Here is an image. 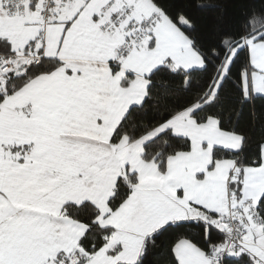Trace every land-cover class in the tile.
Here are the masks:
<instances>
[{
    "label": "snow or ice",
    "instance_id": "snow-or-ice-1",
    "mask_svg": "<svg viewBox=\"0 0 264 264\" xmlns=\"http://www.w3.org/2000/svg\"><path fill=\"white\" fill-rule=\"evenodd\" d=\"M0 264H264V0H0Z\"/></svg>",
    "mask_w": 264,
    "mask_h": 264
}]
</instances>
